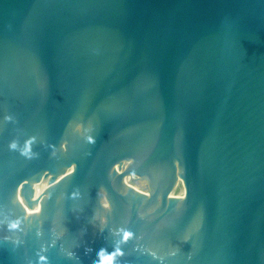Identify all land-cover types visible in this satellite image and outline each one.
<instances>
[{"label":"water","instance_id":"95a60500","mask_svg":"<svg viewBox=\"0 0 264 264\" xmlns=\"http://www.w3.org/2000/svg\"><path fill=\"white\" fill-rule=\"evenodd\" d=\"M117 247L264 264V0H0V264Z\"/></svg>","mask_w":264,"mask_h":264},{"label":"clouds","instance_id":"9594fccd","mask_svg":"<svg viewBox=\"0 0 264 264\" xmlns=\"http://www.w3.org/2000/svg\"><path fill=\"white\" fill-rule=\"evenodd\" d=\"M6 119H7V117H6ZM32 140H34V138H30L28 141L25 142V151L21 153V155L26 156L28 159H31L32 156L34 155L31 153ZM88 142L90 144H95L96 141H95V138L89 137ZM16 147H17V145H16L15 141H12L9 144V148L11 150H15ZM73 171H74V169H73ZM18 192H19V190H18ZM76 194L77 193H73V195H76ZM17 199L19 200V202L21 204H23V200L19 197V195H18ZM100 205H101V207L106 208V209L111 208L107 199L101 200ZM40 211H41V208L37 207L34 211H29L28 214L29 215L38 214ZM18 229H19V223L18 222H14V223H11L9 225V230H18ZM118 231H121L123 233L122 239H121L122 243H127L129 241V239H131L133 237V233L130 231L122 230V229L118 230ZM13 243L18 245L20 243V241L15 240V241H13ZM152 255L154 258H158V257H156L155 253H153ZM118 256L119 257L124 256V252H123L122 248L117 247L113 252H110V253L106 249L101 248L97 253L98 259L94 260L93 264H115L116 258ZM41 261H43L44 264H46L47 257H41Z\"/></svg>","mask_w":264,"mask_h":264}]
</instances>
